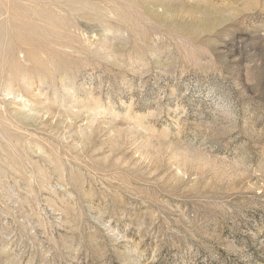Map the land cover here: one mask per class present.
Returning a JSON list of instances; mask_svg holds the SVG:
<instances>
[{
    "label": "rangeland",
    "instance_id": "1",
    "mask_svg": "<svg viewBox=\"0 0 264 264\" xmlns=\"http://www.w3.org/2000/svg\"><path fill=\"white\" fill-rule=\"evenodd\" d=\"M0 264H264V0H0Z\"/></svg>",
    "mask_w": 264,
    "mask_h": 264
}]
</instances>
